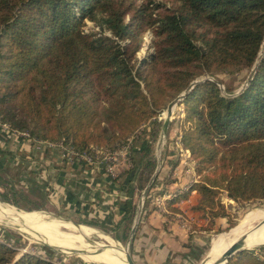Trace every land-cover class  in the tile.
<instances>
[{"label": "trees", "instance_id": "16d2710c", "mask_svg": "<svg viewBox=\"0 0 264 264\" xmlns=\"http://www.w3.org/2000/svg\"><path fill=\"white\" fill-rule=\"evenodd\" d=\"M87 21L100 30L87 29ZM148 31L153 51L141 57ZM263 44L264 0H0V120L32 142L62 143L94 160L96 152L107 156L133 143L143 128L146 147L130 170L125 215L116 224L125 222L128 233L136 193L158 166L159 114L209 76L180 103L181 142L198 180L166 204L184 214L174 204L196 190L189 208L211 224L200 228L210 232L225 218L228 230L236 215L224 194L240 204L264 201V54L242 92L236 94L242 83L223 77L246 71V80ZM0 197L27 211L45 206L1 170ZM44 249L46 256L26 251L18 258L20 250L2 237L0 264H54V252ZM227 264H264V247Z\"/></svg>", "mask_w": 264, "mask_h": 264}, {"label": "crops", "instance_id": "0c3cea01", "mask_svg": "<svg viewBox=\"0 0 264 264\" xmlns=\"http://www.w3.org/2000/svg\"><path fill=\"white\" fill-rule=\"evenodd\" d=\"M173 131L174 128L170 130L169 142L166 139V155L162 160L161 153V166L147 203V215L141 218L133 243L132 255L137 264H195L205 255L202 246L208 232L200 227L208 225L209 220L189 208L197 202L198 192L194 190L187 199L174 204L184 214H175L167 208V199L187 190L198 177L195 161L181 142V129ZM142 132L143 128L140 136ZM140 136L134 138L133 162L142 158L146 147L145 138ZM64 150L59 144L32 142L21 133L0 127V170L9 173L17 188L33 200L42 201L47 210L91 232L97 228L118 239L126 236L125 222L117 228L116 224L125 215L133 173L130 170L134 166L123 164L118 178L113 179L103 161L90 162L82 157L70 160ZM156 195H160L159 207L155 204ZM224 219L218 218L214 224H222ZM111 243L117 244L113 239ZM91 246L95 251V246ZM82 256L97 261L95 257Z\"/></svg>", "mask_w": 264, "mask_h": 264}, {"label": "rangeland", "instance_id": "374dc122", "mask_svg": "<svg viewBox=\"0 0 264 264\" xmlns=\"http://www.w3.org/2000/svg\"><path fill=\"white\" fill-rule=\"evenodd\" d=\"M87 22H88V25L86 27L87 29L91 28L95 30H100V28L96 26L93 22L91 21H87ZM152 42H153V34L151 31H148L144 36V47L139 52V56L143 57L144 55L148 54V52L153 51ZM246 75H247V72L245 71V72L236 74L233 77L231 76V77H223V78L226 81H230L233 85H240L242 83L238 88L239 90L248 78L247 77L246 80H243V78H245ZM208 77L209 76H203L198 79H205ZM220 86L224 90L225 88L224 84L220 83ZM160 115H162V118H163L162 121H164L165 116L167 115V108L164 109L162 113L159 114V116ZM182 116H183V106L179 104L175 108V111H174V120L172 121L174 123L173 132L180 131L181 129L180 119ZM159 138H160V135H159ZM159 138H158V141H159ZM158 141L156 143V150H157ZM101 156H105V154L104 155L101 154ZM196 180H198V177L196 178ZM140 196L141 194L137 195V201L140 199ZM223 200L228 205V207L233 211V213L236 215V226L232 227L231 232H229V229L226 230L228 228V223L226 219L223 220L222 224H214L213 225L214 231H210L208 232V234H205V238H204L205 241H204V245L202 246L203 248L202 250L205 251L204 257L206 256V254L211 252L213 249H214L213 250L214 252L216 249V246L219 245L221 241L225 243L223 246L226 249L229 245L233 243L234 239L236 240L238 239V237H240V235L242 236V234H240L237 237L236 236L237 233H233V230L240 226V224L244 221L245 217L253 211L264 210V201H253V202L246 203V204H240V203H236L233 200H230L229 198H227L226 194H224ZM161 203L163 204V202ZM12 206L16 207L17 209L21 211L16 210ZM3 210L6 211L9 214V216L14 217L16 221L20 223H24V224L25 223L26 224L36 223V224H42L48 227L49 226L54 227L55 225H57L59 226L61 232L65 234H69V233L72 234L70 236H64V235L59 234L58 237L51 236V238H49L47 235L46 237H41V236L38 237L36 234L31 233V232L26 233L23 231H19L22 229H19L17 227L4 226V225H12V223L6 224L3 222H0L4 224V225H0V238L3 237L5 239L11 240L12 244L15 245V247H17L20 250V254L18 256H21V253L26 252V251L37 252V253H40L46 256L47 251L44 248H48L54 252V256L52 258L54 264H122V263H111L110 261L112 259H117L113 254L115 253L121 254L122 251L121 250L117 251L115 249V246L117 245L119 247L125 246L130 230L128 231L126 236L122 237L121 239H118L116 235H112L111 233L110 234L106 233V231L102 229L93 228L91 232V229L89 228L85 229V228H82L81 226L78 227L75 225V221H70L66 217L59 215L57 212L49 211L46 209L45 206L42 209L27 211L23 208H19L18 206L13 205L12 203L0 197V212ZM258 223H260L258 219H256L252 223H249V222L245 223L243 225L242 230L246 231V229L248 228H252V227L254 228L255 225H257ZM208 225H211V224H208ZM28 236H31L32 239H30ZM79 238H82L83 240ZM111 238L117 242L116 245H114V243L113 244L111 243V240H112ZM17 240L19 241V244L16 243ZM69 240L70 241L73 240L79 247H82L83 251L80 249L79 251L77 249L76 250L72 249L70 247ZM43 243H48V244H51L54 246H60V247L65 246L66 248H69L71 252L66 250L67 251L66 253H69V256H67L66 254L56 251L44 245ZM91 245L95 246V251H93V249L91 248L92 247ZM99 245L101 246L106 245L107 248L104 249L103 251L102 250L98 251L97 248L99 247ZM84 251H89L90 253L86 255ZM80 253H82V255H86L89 258L95 257L98 260L97 261L89 260L85 258L84 256L80 255ZM204 257H202V259ZM202 259H199L198 261H196L195 264H199V262Z\"/></svg>", "mask_w": 264, "mask_h": 264}, {"label": "water", "instance_id": "95a60500", "mask_svg": "<svg viewBox=\"0 0 264 264\" xmlns=\"http://www.w3.org/2000/svg\"><path fill=\"white\" fill-rule=\"evenodd\" d=\"M264 54V44H263V48L260 52V55L258 56V59L254 65V67L252 68L247 80L245 81V83L242 85V87L236 92V94L242 92L251 82V80L254 77V74L257 71V68L259 66V63L263 57ZM212 79V78H210ZM204 79H197L194 80L186 89L185 91H183L182 93H180L175 99H173L167 107V115L163 121V125H162V129H161V133H160V138L158 141V145H157V157H158V166L154 172V174L152 175V177L150 178L147 186L145 187V189L142 191L139 202H138V206H137V211H136V216H135V220H134V224L131 228V231L129 233V236L127 238L126 244L124 246L125 248V254H126V262L127 264H137L136 261L133 258L132 255V247H133V243L135 240V236L142 218V212H143V208H144V204L145 201L154 185V182L158 176L159 170H160V166H161V153L163 150V147L165 145L169 130H170V126L172 121L174 120V111L175 108L185 99V97L187 96V94L190 92V90L199 82L203 81ZM223 90V89H222ZM68 221V220H67ZM264 223V220L261 221L260 223H258L257 225H255L254 229L259 228L262 224ZM76 226H81L79 224H76ZM232 229V228H231ZM231 229H229V232H231ZM249 232V231H248ZM245 233L244 235H242L241 237H239L236 241H234L223 253L221 254H212L211 252H209L200 262L199 264H227L230 259L238 254L241 253L243 251H247V250H254V249H259V248H263L264 247V243H258V244H254L251 241L248 240V237L250 235V233ZM96 243V242H94ZM93 243V244H94ZM44 245L62 252L64 254H66L67 256H69V253H66V249H63L62 247L59 246H54L48 243H43ZM107 246H101L99 245V247L97 248L98 250H104L106 249ZM70 250V249H68ZM20 256H18L19 258Z\"/></svg>", "mask_w": 264, "mask_h": 264}, {"label": "bare ground", "instance_id": "6f19581e", "mask_svg": "<svg viewBox=\"0 0 264 264\" xmlns=\"http://www.w3.org/2000/svg\"><path fill=\"white\" fill-rule=\"evenodd\" d=\"M256 219H258L260 222L264 220V210H256V211H253L251 212L250 214H248L244 221L240 224L239 227L235 228L233 230V233H237L236 236L238 237L240 234L244 235L245 233H250L249 237H248V240L251 241L252 243L254 244H258V243H264V224H262L259 228L257 229H254L253 227L252 228H248L246 229V231H243V225L245 223H252L253 221H255ZM0 222H3V223H6V224H10L12 223V225H4L2 223H0V225H4V226H7V227H17L19 229H22V230H19V231H23V232H31V233H34L36 234L38 237H46V235L51 238L56 236L58 237L59 234L61 235H64V236H70L72 234H65L63 232L60 231V228L59 226L55 225L54 227L53 226H45V225H42V224H36V223H31V224H24V223H20L18 221H16V219L14 217H11L9 216V214L6 212V211H1L0 212ZM14 223V224H13ZM60 223V222H59ZM249 226V225H248ZM253 226V225H251ZM52 227V228H51ZM72 227V226H70ZM50 228V229H48ZM254 229V230H253ZM245 230V229H244ZM252 230V231H251ZM54 233H52V232ZM36 236V237H37ZM224 237V236H223ZM241 237V235H240ZM239 238V237H238ZM66 239V238H65ZM82 239V238H81ZM226 239V238H225ZM237 240V239H236ZM234 239V241H236ZM70 241V240H69ZM233 241V242H234ZM113 244V243H112ZM225 243H223V241H221L219 243V245L216 246V249L213 253V250L211 251L212 254H221L223 253L226 249L225 247L223 246ZM216 245V244H215ZM60 247V246H59ZM70 247L72 249H77L79 251L82 250V247H79L73 240L70 241ZM63 249L65 248L67 251H70L71 250H68L69 248H66L65 246L62 247ZM115 249L118 251V250H121L123 253L120 254V253H115L113 254L117 259H112L110 262L111 263H122V264H127L126 262V254H125V248L124 247H119V246H115ZM211 250V249H210ZM100 251V250H98ZM84 253L86 255H88L90 252L89 251H84ZM82 254V253H81ZM95 260H98L97 258H94Z\"/></svg>", "mask_w": 264, "mask_h": 264}, {"label": "built area", "instance_id": "2783aa9c", "mask_svg": "<svg viewBox=\"0 0 264 264\" xmlns=\"http://www.w3.org/2000/svg\"><path fill=\"white\" fill-rule=\"evenodd\" d=\"M166 117V116H165ZM162 115L159 116V120H162ZM0 127L3 128H10V126L8 124L3 123L0 120ZM11 129V128H10ZM19 133V132H18ZM141 134V133H140ZM24 136H28V134H22ZM59 145L62 147V143H59ZM63 148V147H62ZM132 148H133V143L131 144H125L124 146H122L117 153L115 154H108L107 156H99L98 152H96L97 154V158L94 160L91 156L87 155V154H83L81 156H73L71 155V152L69 151H65L66 152V156L72 160L74 158H85L90 162H96V161H103L105 163V167H106V171L108 172V174L113 178V179H117L119 174H120V168L121 166L124 164L127 167H133L134 166V162H133V157H132ZM159 198L160 195H156L154 200H155V204L159 207Z\"/></svg>", "mask_w": 264, "mask_h": 264}]
</instances>
